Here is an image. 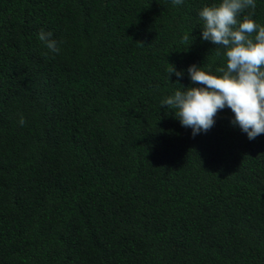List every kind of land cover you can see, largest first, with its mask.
Wrapping results in <instances>:
<instances>
[{
	"label": "trees",
	"instance_id": "trees-1",
	"mask_svg": "<svg viewBox=\"0 0 264 264\" xmlns=\"http://www.w3.org/2000/svg\"><path fill=\"white\" fill-rule=\"evenodd\" d=\"M218 2L0 0V264H264V134L161 107L226 67L201 39Z\"/></svg>",
	"mask_w": 264,
	"mask_h": 264
},
{
	"label": "clouds",
	"instance_id": "clouds-1",
	"mask_svg": "<svg viewBox=\"0 0 264 264\" xmlns=\"http://www.w3.org/2000/svg\"><path fill=\"white\" fill-rule=\"evenodd\" d=\"M172 3L181 5L183 0ZM255 8V0H219L199 12L203 21L201 39L224 49L226 67L218 68L217 75L196 64L190 65L187 69L190 80L200 86L177 90L161 101V107L176 110L175 117L182 126L192 129L193 136L210 130L214 117L225 107L234 113L231 123L238 125L249 140L264 134V26L252 19ZM247 9L251 11L241 18ZM38 36L51 53L60 52L52 32L41 30ZM182 42L187 50L191 44L187 35ZM173 73L179 82L183 70L171 65L169 79ZM18 123L25 124L23 116Z\"/></svg>",
	"mask_w": 264,
	"mask_h": 264
}]
</instances>
